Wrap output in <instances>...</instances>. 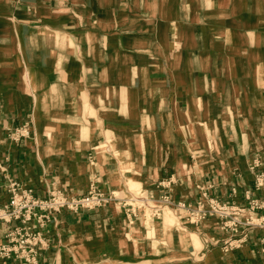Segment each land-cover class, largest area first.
Here are the masks:
<instances>
[{
    "label": "crops",
    "instance_id": "crops-1",
    "mask_svg": "<svg viewBox=\"0 0 264 264\" xmlns=\"http://www.w3.org/2000/svg\"><path fill=\"white\" fill-rule=\"evenodd\" d=\"M256 160L264 170V0H0V206L17 181L136 210H65L36 262L0 264H264V230L231 237L178 205L204 188L264 197Z\"/></svg>",
    "mask_w": 264,
    "mask_h": 264
},
{
    "label": "built area",
    "instance_id": "built-area-1",
    "mask_svg": "<svg viewBox=\"0 0 264 264\" xmlns=\"http://www.w3.org/2000/svg\"><path fill=\"white\" fill-rule=\"evenodd\" d=\"M25 134L24 129L19 132V137ZM260 165L256 160L251 166L255 171V187L258 190L264 188V170L258 169ZM9 193L8 202L0 206V222L8 225L4 239L0 242V255L5 259L19 258L26 263L36 262L39 247L45 243V237L41 235L42 227L65 210L95 208L119 199L124 206L129 207V214L136 213L130 202L132 199H122L115 193L109 194L94 188L82 196H70L57 189L42 198L35 194L33 188L13 181L9 185ZM245 198V204L222 201L213 196L208 188H204L195 203L179 201L178 205L187 212L193 223L215 217L230 231L231 237L241 234L247 238L255 229L264 230V197L247 192ZM229 246L232 249L240 244L232 242Z\"/></svg>",
    "mask_w": 264,
    "mask_h": 264
},
{
    "label": "rangeland",
    "instance_id": "rangeland-1",
    "mask_svg": "<svg viewBox=\"0 0 264 264\" xmlns=\"http://www.w3.org/2000/svg\"><path fill=\"white\" fill-rule=\"evenodd\" d=\"M131 188L133 189V190H136L137 192H138V195L139 196H141V189H140V187L138 186V185H133V184H131ZM47 197V196H46ZM46 197H42V198H46ZM148 204H150V203H148ZM140 206H142V205H140ZM143 210H144V214H145V217L146 218H148V219H152V217L154 218V216H153V214H152V212H151V210H150V208L149 207H145V208H143ZM162 209H160V213H159V216H161L162 215ZM159 216H157V217H159ZM156 217V216H155ZM228 250H230L229 248H228Z\"/></svg>",
    "mask_w": 264,
    "mask_h": 264
}]
</instances>
